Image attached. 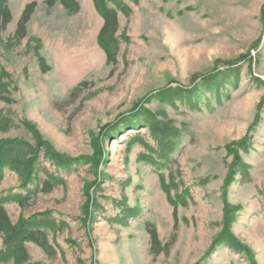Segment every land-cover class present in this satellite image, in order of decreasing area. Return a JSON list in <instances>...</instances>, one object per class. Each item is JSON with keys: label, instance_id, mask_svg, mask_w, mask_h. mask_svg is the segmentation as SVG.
<instances>
[{"label": "rangeland", "instance_id": "1", "mask_svg": "<svg viewBox=\"0 0 264 264\" xmlns=\"http://www.w3.org/2000/svg\"><path fill=\"white\" fill-rule=\"evenodd\" d=\"M55 1L4 0L0 142L39 137L74 163L39 148L26 188L3 171L0 198L31 194L0 203V254L29 221L47 248L25 243L23 264H264V0H105L109 56L93 1ZM134 109L173 128L170 151ZM225 231L244 251L214 243Z\"/></svg>", "mask_w": 264, "mask_h": 264}, {"label": "trees", "instance_id": "2", "mask_svg": "<svg viewBox=\"0 0 264 264\" xmlns=\"http://www.w3.org/2000/svg\"><path fill=\"white\" fill-rule=\"evenodd\" d=\"M49 5H53L56 1L55 0H46ZM64 1V0H63ZM94 3V6L97 10V13L101 16V18L104 19V26L101 34L99 35L98 42L104 46V50L106 51L107 56H109V50L113 46V43L110 36L114 33L115 28V21H116V13L112 10H108L106 8L105 0H92ZM115 5L118 4L119 0H112ZM133 2L136 0H132ZM66 7H68L67 1L63 2ZM31 6H28L25 11L21 14V18L18 21L17 24V34L16 37L18 39H23L26 35L25 33V24L27 23L29 19ZM11 20V16L9 15V12L5 6L4 0H0V29L3 30V28L6 27L7 24H9ZM113 28V29H112ZM111 35H110V34ZM111 57V56H110ZM228 72H233L232 69H228ZM223 75L222 73H217V75L207 76L201 78L202 85L203 84H217L218 82V76ZM4 75L0 73V99L5 100V97L3 96V93L5 91V86L1 83L3 80ZM197 87L193 88V91H195ZM4 90V91H3ZM179 92H184L182 90H179ZM192 90L189 92L184 93H191ZM163 94V93H162ZM165 95V94H164ZM163 96V95H162ZM137 109V108H136ZM136 109L133 110L132 114L135 113V115L142 117V122L145 124L147 129L149 128L152 137L156 140L158 143V147L163 148L164 151L168 152L172 148V141L169 139L170 136H173L171 126L166 125L165 123H161L156 120V117L152 115V113L148 110L143 109ZM135 111V112H134ZM131 127H137L136 124H130ZM39 137H36L35 139V147L25 144L22 141H16V140H7L6 142H0V180L3 177V171L5 169H8L9 171L15 173L19 179L20 187L26 188L28 185L32 182V180L35 178L36 174V168L38 164V150L41 148L45 152V159L48 162H51L53 166L57 167L58 169H64V167H70V165H73L74 161L73 159H70L69 157L62 156L60 154H57L53 151L50 145L47 143H44ZM243 144V143H241ZM149 150L152 152L153 149L149 148ZM237 154V153H236ZM165 155H163L161 158H163ZM237 159L238 156H236ZM81 159H84L85 161H91L89 158L82 157ZM231 181V180H230ZM31 192L25 195H14V196H8L5 198H0V203L13 201L20 205H22L23 202H25ZM88 206H86L85 212H88ZM88 214V213H87ZM175 215V211H174ZM40 224H36L29 221H23L18 227L11 228L13 232H10L9 235H7V238H4L5 245V251L1 253L0 255H6L7 257H13L16 258V264H23L24 261H26L27 257L24 250V244L25 243H32L39 246L42 249L47 248V243L45 236L42 234L40 229H38ZM8 227L5 224V216L3 215L2 211L0 210V234L6 235L8 232ZM148 236L149 239H151V244L153 247H157L159 242L156 236V232L153 228L148 230ZM220 236V235H219ZM216 238L214 243L216 244L220 242L227 243L228 247L233 249L234 251H244L242 247L240 246L239 242L236 241L228 231H225L222 236ZM247 251H245L246 254Z\"/></svg>", "mask_w": 264, "mask_h": 264}, {"label": "bare ground", "instance_id": "3", "mask_svg": "<svg viewBox=\"0 0 264 264\" xmlns=\"http://www.w3.org/2000/svg\"><path fill=\"white\" fill-rule=\"evenodd\" d=\"M95 55V54H94Z\"/></svg>", "mask_w": 264, "mask_h": 264}]
</instances>
